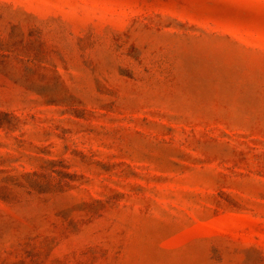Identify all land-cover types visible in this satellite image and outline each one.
Here are the masks:
<instances>
[{
    "label": "rangeland",
    "instance_id": "rangeland-1",
    "mask_svg": "<svg viewBox=\"0 0 264 264\" xmlns=\"http://www.w3.org/2000/svg\"><path fill=\"white\" fill-rule=\"evenodd\" d=\"M0 264H264V0H0Z\"/></svg>",
    "mask_w": 264,
    "mask_h": 264
}]
</instances>
